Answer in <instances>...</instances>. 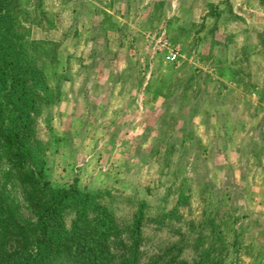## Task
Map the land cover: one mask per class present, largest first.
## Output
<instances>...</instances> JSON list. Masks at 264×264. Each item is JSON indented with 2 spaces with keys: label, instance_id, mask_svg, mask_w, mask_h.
I'll use <instances>...</instances> for the list:
<instances>
[{
  "label": "rangeland",
  "instance_id": "1",
  "mask_svg": "<svg viewBox=\"0 0 264 264\" xmlns=\"http://www.w3.org/2000/svg\"><path fill=\"white\" fill-rule=\"evenodd\" d=\"M13 1L49 187L101 195L125 238L142 204L143 264H264V0Z\"/></svg>",
  "mask_w": 264,
  "mask_h": 264
},
{
  "label": "trees",
  "instance_id": "2",
  "mask_svg": "<svg viewBox=\"0 0 264 264\" xmlns=\"http://www.w3.org/2000/svg\"><path fill=\"white\" fill-rule=\"evenodd\" d=\"M14 7L13 0H0V264H143L142 204L125 238L101 195L75 183L49 187L34 119L50 96L42 72L25 55ZM9 185L19 189L18 198ZM67 213L74 216L69 227ZM212 253L200 251L192 264H223ZM148 264L187 262L161 257Z\"/></svg>",
  "mask_w": 264,
  "mask_h": 264
}]
</instances>
